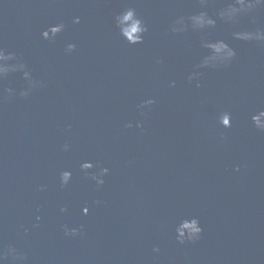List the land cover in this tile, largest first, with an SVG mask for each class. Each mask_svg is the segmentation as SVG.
Masks as SVG:
<instances>
[{
    "label": "water",
    "instance_id": "1",
    "mask_svg": "<svg viewBox=\"0 0 264 264\" xmlns=\"http://www.w3.org/2000/svg\"><path fill=\"white\" fill-rule=\"evenodd\" d=\"M126 8L147 28L141 43L116 27ZM199 12L214 23L194 28ZM219 40L235 57L198 68ZM0 50V264H264V131L251 121L264 110V0H0ZM84 160L109 169L99 188ZM193 216L200 238L180 243ZM9 246L24 260L4 258Z\"/></svg>",
    "mask_w": 264,
    "mask_h": 264
},
{
    "label": "clouds",
    "instance_id": "2",
    "mask_svg": "<svg viewBox=\"0 0 264 264\" xmlns=\"http://www.w3.org/2000/svg\"><path fill=\"white\" fill-rule=\"evenodd\" d=\"M238 2L243 6L244 0H238ZM249 8H252L253 5L249 4ZM229 13H234L237 11L235 8H231V6L228 9ZM220 15H224L223 12L220 13ZM189 19L192 21L193 27L194 28H203L205 25H211L214 23L212 19L207 17V15L204 12H199L191 17ZM115 24L116 27L118 28L120 35L126 39V41L129 44H138L143 41V34L147 31L146 26L141 23L139 19H134V9L133 8H126L122 12L118 13L115 17ZM132 20L133 23L131 25H126V22ZM79 22V17H74L73 18V23H78ZM179 25V27H178ZM65 28V25L63 22H58L55 24H51L48 26L47 29L43 30L41 32V36L46 39V40H54L56 35L58 33H61ZM171 30L173 32L176 31H182L184 30V26L181 24V21L178 19L173 22V25L171 26ZM51 33V35H49ZM234 35L237 36V38L242 39V40H253V39H258L260 38V33H252L249 31H240L237 33H234ZM212 50H213V55L210 57H203L197 67L198 68H205V67H218V66H223L229 63L236 55V52L230 48L227 44H225L222 40L216 41L214 44L209 45ZM76 44L75 43H67L65 45L64 51L65 53H71L73 50H75ZM6 57L4 56V52L0 50V59H5ZM5 70L3 66H0V71ZM200 75V72L193 73L188 75V80L192 81L193 77H198ZM39 81H30L28 86L24 89H22L19 92L20 96H27L31 92L33 87L39 86ZM174 81L170 82V86L174 85ZM197 86L198 83H197ZM9 93L12 92L11 89L7 90ZM155 103L154 99L152 98H147L142 100L138 105L137 109L140 111L141 114L144 113L145 109H148L151 105ZM261 117H264V110H261L259 115H253L251 117V121L253 126L259 130V131H264V119H261ZM219 123L223 127H230V114L227 112H221L218 116ZM125 127H131L132 124L131 122L126 123L124 125ZM136 126L140 127V122H136ZM70 145L65 142L61 146V150L64 152L69 151ZM80 169L83 172V175L85 178L91 180L94 182L95 187L99 188L105 183V176L109 173V169L107 167L101 166L99 161L93 162L89 160H84L80 163L79 165ZM91 169H95L94 171H89ZM72 178V173L69 170H62L59 173L58 176V182L59 186L61 188H64L67 186ZM46 188V185H39L38 190L43 191ZM95 203H100L99 201H96ZM61 212L67 211L66 207H61L60 209ZM82 212L84 214H87L88 208L84 207L82 209ZM37 220L40 219L39 216L36 217ZM35 226V225H34ZM63 234L65 236H71L75 237L77 235H82L83 234V225L79 226H69L67 224L61 225ZM186 229V231H185ZM27 231V229H25ZM202 233V227L200 225V222L198 218L196 217H190V218H184L181 228L179 230H175V237L177 241L180 243H184L185 241H195L200 238V235ZM154 252L159 251L158 248H153ZM3 257H9L13 261H23L24 260V255L22 253H18L16 249L12 247H8L6 250L3 251L2 253Z\"/></svg>",
    "mask_w": 264,
    "mask_h": 264
}]
</instances>
